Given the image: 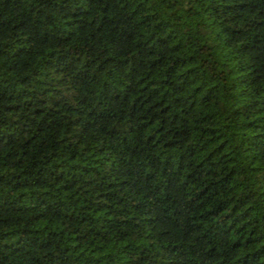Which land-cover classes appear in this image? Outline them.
<instances>
[{"label":"trees","instance_id":"obj_1","mask_svg":"<svg viewBox=\"0 0 264 264\" xmlns=\"http://www.w3.org/2000/svg\"><path fill=\"white\" fill-rule=\"evenodd\" d=\"M0 264H264V0H0Z\"/></svg>","mask_w":264,"mask_h":264}]
</instances>
